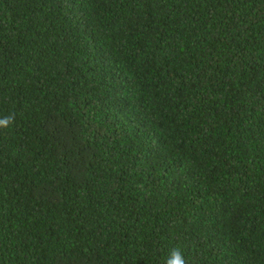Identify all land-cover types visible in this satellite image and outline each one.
<instances>
[{
	"label": "trees",
	"instance_id": "obj_1",
	"mask_svg": "<svg viewBox=\"0 0 264 264\" xmlns=\"http://www.w3.org/2000/svg\"><path fill=\"white\" fill-rule=\"evenodd\" d=\"M0 264H264V0H0Z\"/></svg>",
	"mask_w": 264,
	"mask_h": 264
},
{
	"label": "clouds",
	"instance_id": "obj_2",
	"mask_svg": "<svg viewBox=\"0 0 264 264\" xmlns=\"http://www.w3.org/2000/svg\"><path fill=\"white\" fill-rule=\"evenodd\" d=\"M12 124V119L4 118L0 119V128H8ZM167 264H185L182 253L179 250L171 252L170 257L167 260Z\"/></svg>",
	"mask_w": 264,
	"mask_h": 264
}]
</instances>
